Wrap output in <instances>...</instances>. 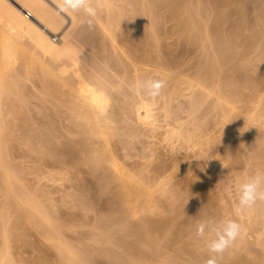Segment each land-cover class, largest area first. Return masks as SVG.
Returning a JSON list of instances; mask_svg holds the SVG:
<instances>
[{
    "label": "rangeland",
    "instance_id": "rangeland-1",
    "mask_svg": "<svg viewBox=\"0 0 264 264\" xmlns=\"http://www.w3.org/2000/svg\"><path fill=\"white\" fill-rule=\"evenodd\" d=\"M241 1H243V0H241ZM248 1L249 0H247V2L245 1L246 4H248V3L250 4L251 0H250V2H248ZM110 2L112 3L111 0H110ZM114 2H115L114 4L118 3L117 0L116 1L114 0ZM202 2L204 3V6L207 8L206 14L208 17L205 16L206 17L205 20L203 19V21L201 22V27L199 28L201 35L203 33L202 30H204V27H205L204 31L206 32V26H205L206 20L209 21V19L210 20L215 19L217 14L219 12H221L220 8L219 9L217 8V10L219 12L216 10H215L216 13L213 12V9H212V6H213L212 2L213 1L212 0H202ZM254 2H255V4L257 3L256 1H254ZM254 2H252V3L254 4ZM253 4H251V5H253ZM102 5L104 6V8ZM102 5H101L102 6L101 8L105 9L106 8L105 5L104 4H102ZM118 5H119V3H118ZM248 5H245L246 8H244V11H246V12H245V14H243L244 16H242V14H240L239 12L238 13L236 12V13L232 14V16L234 15L233 17H235V19H233V17H231V15L229 17L232 18L231 20H233V22L236 21V23H239L238 21H240L242 35L245 32V34H244L245 37H247L248 39H250V37H251L250 40L252 41V46L249 49V51L253 52V53L251 54L249 51H248V53L251 54L252 57L251 58L247 57L248 60H242V59L238 60L241 62L246 61L249 63V59L251 60L253 58L254 60H256L255 57L259 56L262 53V49H263V45H264V41H263V39H264V28H263L264 23L261 21L259 23H257L259 21V19H257V17L253 18V16L259 15L256 5H254L255 7L253 6L255 12H253V10H252V12L255 15H253L252 12L250 15L255 20V23H250L251 22L250 20L252 18H249L250 12L247 11V9L250 10L251 8L253 9V7L249 5L251 7L249 9ZM118 7H120V6H118ZM118 7H116V9ZM241 7L243 8L244 5L242 4ZM247 12H248V14H247ZM213 13H215V14H213ZM168 14L166 13V18H165V14H164L163 18H165V19L161 18V21H159L160 25H158V26H160V28H158V27L157 28L160 30L155 28V30L153 31V33L151 34L150 37L146 36L148 39L147 45H145V42L140 43L138 41V38H136V37H138L136 35L137 32H136V34H135V31L133 32V34H131V33L128 34L126 32H123V31H125V29H123V28H126L127 31L130 28V27L129 28L125 27L129 22L128 20H130L129 24L132 22L134 24V21L136 20L137 22H139L141 24V27H142V24L145 22L144 18L139 13L135 14V17H133L134 15L132 16L131 13H129V15L126 14V16H127L126 18L129 17V19H127V21L125 22L126 25L123 22V23H121V26H117V27H121L120 29H122V31L119 30V28L118 29L116 28V30L114 31L115 33L117 30L119 32L121 31L120 34L122 33L121 37L123 40L121 39V37H119V38L122 40L123 44H120L122 42H116L115 43L116 46H115L112 43L114 45L113 46L114 48H118V46L120 45L121 46V47L119 46L120 49L118 48L117 50L119 52L123 51V54H122V52L119 54V52L116 51V49H114L115 51L112 50L113 51L112 52L111 49L107 50L108 49L107 48L106 49L107 53H109L111 51L110 53L112 54V57L110 54L108 57V55H106L107 54L106 51L104 52V50H105V48H104V50L101 49L102 51H100V52H103L104 57L102 59L101 58L102 53L99 56L98 55L96 56V54L95 55L92 54L94 52V49H97V47H93L94 48V49L92 48L93 52H91V51L89 52L90 49L87 50L86 48H89L90 46L86 45L87 47H85V45L81 44V48L83 46V49L86 51V53L88 51L89 53L92 54V56L90 54H89L90 56H88V55L87 56L91 57V59L95 60L93 62H96V60H97L99 64L104 66V69L107 68L106 69L107 71L104 70V71H106L105 72L106 77L109 76V77H107V79H109V78L111 79V76H114L115 71H119V69L122 71L121 72V73H123L122 75H124L125 73L126 74L121 77V73H119L120 72L119 71L118 75L116 73L115 76H117V77H115V78L122 79L123 81H124V77L126 75L130 76V78H131V79L129 78L130 79L129 83H128V81L122 82V80L120 82L119 79L118 80L116 79L117 82L121 83V85L123 84L124 87L128 86L127 87L128 89L125 88L124 90L122 89L124 87L119 85V83H116V80H115V82H113L119 86L117 87L115 85L118 88V90H116V88L113 87V88H115L116 91L112 89L113 91H111V93H112V96H114L115 92H117V95L119 94V97L117 95L115 97L117 98L116 100H118V98H119V101L118 102L115 100L113 101L112 100L113 97H111L112 99L110 100V103H112V104H111V107L110 106L108 107V109H107L108 112L105 111L106 113L105 112L98 113V115H95L98 118H96L94 116V114L90 113L91 115H93V117H95L94 118L95 120L99 119V122L98 121L97 122H98V124H102L101 125L102 127L98 124L97 125L100 127V129L97 125H95L96 124L95 120L92 121V118L89 119L86 116L88 118V120H87V118L85 117L86 112L84 113L81 111V110H83L82 109L83 107L81 108L79 106V102L77 101L78 99L76 97H74V98H76L75 100L78 103L75 102V100H73L74 98L72 99L71 95H70L71 96L70 100H68L69 95L67 96V94L64 95V92L63 93L59 92L60 87H61V85L59 83H58V85L57 84L53 85V88L56 87V88H59V90L54 88V90H57V91H54V90L52 91V92H55V94L58 97L54 93L49 91L51 88L48 89V91H47L46 88H49L52 85L47 84V81H46V85H47L46 86L44 81L43 82L40 81L41 79H44V78H42V74H43L42 68L43 67H41V69H42L41 70L39 65L36 63L40 69L39 71H42V74L39 71L36 72L38 74H41L40 79H37L40 76L37 78L35 77V74H36L35 72H34V74L32 73V77L34 75V79H32V77H30L31 74H29V72L33 71V69L36 68L37 66L33 65L34 66V68H33V67H29L28 65H27L28 66L27 67L25 64H23V62H26L28 64L29 59L31 60V57L28 59V61L24 60L22 58L24 55V52H25L24 50L28 49V47L25 46L23 49L20 48L19 49L20 54L17 55L18 58H15L14 61L11 63V64H13V66L11 67V65H10L11 69L9 67L10 70L8 68H7L8 71L6 70L8 72L7 74H11V75L13 74L12 79L10 80L11 76L9 77V75H8V78L3 76V75H6V72L3 71V69H0L2 76L5 77V79H7L8 82L10 81V83H11L13 80H15L14 82H12L13 85L9 84L10 87L11 86H12V88H13V86L15 87V88H13L14 90H12L11 88H7V89H4L5 93H3V91L0 92L1 94L3 93V95H5V94L8 95V97L5 96V98H4L5 100L7 98L6 101L3 100L2 96H1L2 98L0 97V99L2 100V101L0 100V104L2 105L4 103L2 106H0V111L2 109V111L0 112V120H1L0 123L1 122L2 123L0 125H2L1 127L3 129H6V131L4 130V133L5 132L7 133V131L9 130V132H8L9 136H8V133H7V135L3 134L4 136H6L7 139L6 138H4V139L7 140V143H8L7 144L8 147L6 146L7 147L6 159L7 160L9 159V160L8 161L5 160V161L10 163V165H12V163H13V165L9 166V167L12 168L14 166V168H13L14 172L16 171V173H17L16 176L18 175L17 178L19 179L21 177V181H20V179H19V181L23 184V188L30 194V196L35 197V199L37 198L40 201L39 202L37 200L41 204V206L42 205L48 206V208L53 212V214L50 213V214H52V218H53V216L56 217V219L53 218L54 220H57V222L60 220L59 224H61L60 227H62L61 229L63 230V235H62V236H64L63 239L64 240L66 239L67 244L69 243L68 244L69 247L72 246L73 249L75 248L78 250V251L75 250V252H74V250H72L75 254L77 252H79V254L77 253L78 256L80 254L82 256L85 253V256L87 254L89 259H90V255H92L93 257H95V255H96L95 259H97V257L102 252L101 250L103 249L104 251H106V252H103L104 254H106L108 251H110L109 247L111 248V251L113 249H115L114 250L115 253L119 252L120 254H123V255L130 254L128 252L129 251L131 252L130 249H132V247H133L131 245H133V243L136 244L137 243L136 241L140 240V239L135 240L134 239L135 235L137 236V234H139V235H141V238H142L148 233L146 231L152 230L153 225H151L152 226L151 229L147 228V227H148V225L150 226L151 223H149V221H151V217H153L154 220H156V218H159L157 222H159L160 218H162V220H165V223H164L165 226L163 228H161L162 230L159 228H157V230L159 229V231L153 230V232H155V233L156 232L160 233V234H158V233L155 234L156 238H154V243H152L154 233L151 234L152 233L151 231H150L151 233H148V235L150 234V236L148 237L149 239L147 237H144L145 239L147 238L148 239L147 241L150 242L149 247L150 246L152 247V245L154 244L153 245L154 248H151L153 250L150 249L151 253L148 252L149 255H146L147 258H146V256H145V258H142V257H144L142 255L144 253H141V252H140V254L137 253L136 256H134L135 254H133L132 256L129 255V256H131L130 258L126 255L125 258L127 257L130 260L134 256V258H136V259L132 258V260H134V262L136 261L135 264H205L206 260L209 259V253H208V250L206 247V241L204 239L197 237V235H196V228H197L198 222H200L202 220H208V219H213L216 221H221V220H225V219H233V220H236L241 225V227H242L241 235L235 241V243L221 257L218 258V264H264V219H262V217L264 218V211L260 210L261 211V214H260L259 210L254 209L252 207L251 209H248L245 213H243L239 216H237L235 214V211H234V207H235L237 200H238L239 186L243 182H245V180H247L249 177L255 176L257 173H264V166H263L264 165V162H263L264 159H262L263 157L261 158L258 155L254 154L255 159L253 158L254 159V161H253L252 157L249 156V153H247V155L243 153L244 151L241 150L243 148L240 147V146H243V144L241 145V143L239 142L240 143V145H239V143H238L239 139H237L239 137V135H237L238 137L236 135H233L234 128L239 126V125L237 126V123L238 122H239L238 124L241 123L240 118H242L241 117L242 115H240V117L238 116L239 117L238 118L237 114H236V116H235L236 118H235L233 113H231L230 111H228L229 115H227L226 113H227L228 109H226V107H225L227 105H229V107H231L230 104H227L229 102H226V100H225L226 96H229L228 90H227V92H225V88L228 89V85H229V84L225 83V82H228V81H225V79L226 80H229V79L232 80V78L236 77L235 79H233V81H235L234 86L236 87L240 84H242V86H245L242 88L243 91L245 90L244 92L242 90H238L239 92L241 91L240 93H242L243 95L242 94L239 95L240 93H238V91L236 92V97H237V100L239 101V103H238V105H239L241 103L240 96L243 97L244 95H247V96L250 95L249 98L246 96V98H248L247 101H249L250 98H252V99L258 98V97L257 98H255V97L257 96L256 93L261 88L259 86L261 85L260 84L261 79L264 77V76L262 77V75H264V73H263L264 70L262 71V69H264V66H262L260 63L257 62L258 64H260V65H258L255 62V64L257 65L256 66L255 64H253L254 63L253 59H252L253 62L251 61L250 64L252 63L251 65H253V66L255 65L254 68L251 65H250L251 66L250 67L249 64L245 65L246 62L241 64L238 61L236 62L235 59H234V61L236 63L232 60L233 64L230 65L232 68L235 67L237 65V63H239L238 68L240 66L241 67L246 66V67H244L246 70L243 68L242 69L245 70L246 73L248 72V74H249L248 76H251V77H247L245 79V81L239 77L241 79L240 82H242V83H238V81H237L238 76H235V75L231 76L230 75V73H233L231 71L229 72L230 76L226 77V75H225L226 72L224 70H226L228 68H226V67L223 68V66H225L224 64H222L223 66L219 65L217 70H216L217 67H215L214 74L215 73H217V74L221 73L222 69H224L223 70L224 73L223 72L221 73L222 75L223 74L225 75L222 77L224 79V80L222 79L223 83L220 80L219 81L220 83L218 84V86L222 84L224 87L223 88L221 85L222 89H224V90H222V92H223V96H225V97H223L225 101L221 100V99L219 100L218 98H216L217 96L216 97L213 96L215 94H213V93L211 94V93L207 92V94L205 96V98H206L205 100H203V101L200 100L202 102L197 101V104H198V107H197V104H195V102H194V100H197V98H194L195 94H193V93L196 92L197 90H201L204 88H202V85L199 84L197 82V80L193 79V81H192V78H194V76H195L192 74H196L198 72V70L197 71H193V70L199 69V68L200 69L201 68L210 69V67H211L210 63L215 62L218 59L219 54L214 49L215 48L214 45H212L213 44L212 38L209 37L208 35H207L208 36L207 37L206 34L204 35L205 32L203 33L202 37L203 36L207 37L208 40L206 38H205V40H203L204 38H202L203 42L200 41L205 45H203L202 43L200 44V42L196 45H193L190 42L188 43L187 42L188 32L185 31L184 33H182L184 31V29L182 28L181 23L179 22V18H177V19L175 18L178 16L174 17V16H170ZM210 14H211V16H210ZM237 14L241 15V16H238ZM130 15L134 18V20L131 18ZM91 16L93 17V15H91ZM101 16L106 17V19H108V16H105L103 13H101ZM86 19L81 18L78 22L79 24L73 25L75 27H73L74 29L71 28V30L73 31L72 33L78 35V37H79L80 36L78 34V32L80 33L79 29L82 30L81 28H83V27L85 29L89 28L88 27L89 24H87V27H85L86 21H87ZM102 19H103V21L105 20V18H102ZM175 19H176V21H175ZM246 19H248V21ZM94 20L97 23L99 22L98 19L96 18V16L93 17V21ZM159 20H160V18H159ZM165 20H167V21H165ZM212 20H211V22H212ZM254 20H253V22H254ZM95 21L93 23H95ZM81 22L85 26L84 25L82 26V24L80 25ZM107 22H108V26H110L111 23L109 21H107ZM117 22H118V20H117ZM246 22H247V24L250 23V27H249V25L247 27V24H244ZM91 23H92V20H91ZM114 24H115V26L120 25L118 23H114ZM123 24H124V26H123ZM242 24H244L245 26ZM69 25H71L70 18L67 19V22H65V24L63 26L64 30H68L70 28ZM93 25H95V24H93ZM98 25L100 26V23H98ZM229 25H230V23H229ZM128 26H132V25L130 24ZM101 27L102 26H100V28H98V29L96 27L94 29V33H95V31H96V33H98V31H100V29H101V31H103V33L100 31L101 36H102L107 30L105 28L103 29ZM93 28H94V26H93ZM112 28L115 29L113 26H111V29ZM242 28L244 31L242 30ZM171 29H173V30H171ZM175 29H177V30H175ZM181 29H183V31ZM166 30L168 32H166ZM74 31H76L77 33ZM83 31L89 32L88 29L83 30ZM129 31L132 32L131 30H129ZM178 31H180V32H178ZM253 31H255V32H253ZM81 33H82V31H81ZM90 33H91V31H90ZM118 33H117V37H118ZM247 33H249V34H247ZM130 34H131V36H130ZM134 34L136 35L135 38H134V36H135ZM61 35H62L61 33H58L57 35L56 34L53 35L52 36L53 40L58 42L59 41L58 38H60ZM106 35H104L105 39H106ZM123 35L125 36L124 38H123ZM244 36H242L241 38H243ZM97 37H99V36L97 35ZM131 37H133V38H131ZM256 37H257V39H256ZM99 38H100V42H101V37H99ZM119 38H118V41H120ZM130 38L132 40H130ZM241 38L240 37L236 38L238 43L239 42L241 43V40H242ZM74 39H75V41H77L76 43L79 46H80V43L83 42V41H81L82 38L79 39L80 41H78L77 36H76V38L74 36ZM107 39H108V41L111 42V40H109V37H107ZM127 39H129L130 42H128ZM185 40L188 43L187 46H189V47L186 46L187 43L185 42ZM149 41L151 43H153V45H151L149 43ZM204 41H205V43H204ZM206 41H210V43L209 42L207 43ZM106 42H107V40H106ZM106 42H105V44H106ZM129 43H132V44L130 45ZM240 43H239V46L237 49L238 51H241V49L244 48V47H242L243 46L242 44L240 46ZM96 44H100V43H96ZM101 44L99 46H101ZM28 45L30 48V44H28ZM200 46H202L203 52H202ZM122 47H123V49H121ZM165 47H167V48H165ZM185 47H187L188 49ZM1 48H2V46H1V38H0V52L3 53V51H1L2 50ZM31 48H32V46H31ZM168 48H169V51L165 50ZM182 48H184V49H182ZM209 48L211 50H209ZM126 49H128L127 52L125 51ZM147 49H151V50L149 52H147L148 51ZM195 49H197L199 51H197V53H195ZM205 49H207V50H205ZM99 50L100 49L98 48V51ZM190 50H192V51H190ZM166 51H167V55H166ZM186 51H187V54H186ZM28 52L30 53L31 51L28 49V51L26 50L25 53H28ZM100 52H98V54ZM116 52L118 53V54H116L118 59L115 56ZM125 52H126V54H125ZM168 52H170V53L168 54ZM199 52H201V54ZM127 53H129L135 61H142L143 59H145V56L148 53L149 66L147 68H149V69H148L147 74H146V80H149V79H151V80H162L165 82V87L162 89L161 94L159 96L151 97V96L145 94L149 98L150 106L152 108V115L150 116V118L148 117L149 119L146 118V120L145 119L140 120V118L137 117L136 111L135 110H134L135 112L132 111L133 110L132 109L133 108L132 102L134 101L132 98L133 96L130 97L129 91L125 92V90H131V89H129L131 87H133L132 90L135 91L134 90L135 89V87H134L135 86V84H134L135 83V81H134L135 66H134L133 62L130 60V58L128 56H126ZM183 53H185V55H183ZM121 54L123 56H120ZM203 54H204V56H203ZM249 54H247V56ZM2 55L3 54L0 55V59L2 58ZM27 55L25 54L24 56L26 57ZM118 55L122 59L119 58ZM194 55L197 57H195ZM46 56H47V58L49 57L48 55H46ZM124 56H125V58H124ZM95 57L96 58L98 57L99 59H94ZM106 57H107V59H106ZM110 57L113 59H111ZM43 58H45V57H43ZM47 58H45V59H47ZM108 58H110V59H108ZM185 58L190 59L188 61H191L190 62L191 65L185 61L186 60ZM195 58H197V59H195ZM198 58H200L201 61ZM100 59L103 61H100ZM104 59L106 60V62H108V60L109 61L112 60V61L108 62L109 64L106 63V65H105ZM181 59H182V61H180ZM258 59L259 58H257V60ZM49 60H45V61L47 62ZM51 60L54 61V64L56 61V64H57L58 60H54L53 58ZM0 61L2 62V60H0ZM19 61H21V62L23 61L21 64H22V68L24 67V71H26V70L28 71V69L30 70L28 72L26 71L27 74H29V77L26 76L27 75L26 72H24L23 69L21 68ZM53 61H50L49 64H53ZM90 61L92 62V60H90ZM113 61L116 64H114ZM1 62H0V64H1ZM59 62L61 63L62 60L61 61L59 60ZM93 62H92V64L95 67ZM193 62H194V64H193ZM199 62H200V64H198ZM60 63H58L57 65H59ZM120 63L122 64V67H121ZM166 63H168V65ZM234 63H235V66H232V65H234ZM119 64H120V67L119 66L115 67L116 65H119ZM180 64H181V66H180ZM87 65H88V63H87ZM123 65H124V68L126 66V72H125V69L123 68ZM185 65L186 66L188 65L187 69H186ZM193 65H194V67H193ZM18 66L21 68V70L26 75H24L23 72H22L23 74L21 73V70ZM41 66H43V65H41ZM97 66H96V69H99L100 66H98V67ZM127 66H128V69H127ZM184 66H185V69L182 68ZM230 66H229V68H230ZM0 67H2V65H0ZM14 67H15V69H14ZM25 67H27V68L25 69ZM101 67H100V70L102 69ZM141 67H143V66L139 65L140 70L138 72H140V73L142 72ZM189 67H191V68H189ZM195 67H197V68H195ZM89 68L92 69L91 66ZM235 68H237V67H235ZM248 68H249V70H247ZM257 69H259V70H257ZM35 70L36 69H34V71ZM44 70L46 71L47 69H44ZM102 70H101V72H103ZM186 70H188V71H186ZM10 71H12V73H10ZM109 71L111 72V74L113 72V75L109 74L110 73ZM256 72L258 73V76H257ZM1 73H0V76H1ZM106 73H108V74H106ZM19 74L24 75V78L22 75L20 76ZM45 74H46V72H45ZM188 74L191 75L190 78H189ZM260 74H261V79H260ZM49 75L50 74H48V76ZM105 75L103 73V76H105ZM2 76L0 77V79L1 78L3 79ZM18 76L23 78L24 82L21 81V83H25V84H22V86H24V87L19 86V84H20L19 79L20 78H18ZM43 76L45 77V76H47V74L43 75ZM208 77H206V79L203 80V81L208 80V82L205 81L206 84H210V82H212V84H210V85H213V83L214 84L217 83V81H215L213 79H209ZM187 78H189V79H187ZM252 78H254V80H252ZM249 79H251V80H249ZM17 80L19 81V83H17L18 82ZM37 80H39V81H37ZM111 80L113 81L114 77H112ZM190 81L193 83H190ZM252 81L255 82L256 86L254 85V82L251 83ZM41 82H42V84H41ZM126 82H127V85L124 84ZM188 82L190 83V85ZM14 83H17L16 85L18 87ZM194 83H197V84H194ZM130 84H132V85H130ZM191 84H193L195 88ZM226 84H227V86H226ZM0 85H2V84L0 83ZM48 85H50V86H48ZM197 85H198V87H197ZM190 86L193 87L194 90H193V88H189ZM250 86L251 87L255 86V89H258V90L256 91L255 89H252ZM120 87L122 90L119 89ZM145 87L147 88V86H145ZM16 88L18 89L17 92L15 90ZM19 88H23L24 91L26 90V92L27 91L28 92L25 93L24 91L23 92L21 91L22 93H20ZM62 88L64 90H66L65 89L66 87L64 85ZM62 88L60 91H64V90H62ZM238 88H240V86L237 87V89ZM251 89L255 90L256 93L252 92V91H249V92H251L253 94L246 92V91L251 90ZM132 90H131V92H133ZM204 90L207 91L206 89H204ZM8 91H10V92H8ZM13 91H15V93ZM118 91H120V92H118ZM7 92L11 95L10 99H9V94ZM11 92H13V94ZM113 92H114V94H113ZM122 92H124L123 93L124 95L122 94ZM136 93H138V92L135 91L134 94H136ZM262 93L263 92H261V94ZM20 94L22 95L21 99H20V97H21ZM26 94H28V96H26ZM51 94H53L55 96H52ZM210 94L212 96H210ZM59 95L61 98L59 97ZM207 95H208L209 99L207 98ZM251 95H253L255 97H253V96L251 97ZM17 96L19 99L17 98ZM127 96H128V98H127ZM238 96H239V99H238ZM134 97H136V95H134ZM190 97H192V98H190ZM203 97H204V95H203ZM212 97L214 98L213 101H212ZM11 98H12V101L14 100L13 102L11 101V104L13 103L12 104L13 106H11V104L9 103L10 101H8V99L11 100ZM122 98H123V100H125V101H122L123 103L128 102L126 100V98L128 100L130 99L129 102L131 101L132 106L129 105L131 103L127 104V107L125 106L126 105L125 103L123 105V103H121ZM201 99H202V96H201ZM254 99L251 102L249 101L248 104H252V105L255 104L257 101H254ZM18 100H20V102H22L21 100H23L22 103H24V104L20 103V105L23 109L20 108L19 105H17V103L19 104ZM215 100H216V102H215ZM242 100H243V98H242ZM67 101H69L68 104L72 103L70 101H74L75 105L78 104L76 107L79 106V108H81L80 111H79V108L73 107L74 103H72L73 104L72 107L70 104H69V106L66 105ZM220 101H221V106H222L221 108L222 109L218 107V109L216 110V108H217L216 104ZM238 101H235V103ZM15 102H16L17 106L14 105ZM115 102L120 103L119 106L121 107L123 105L125 108L123 106L121 107L122 109L119 108L117 103L114 104ZM193 102H194V104H193ZM209 102L210 103L215 102V104L213 103V105L211 103V105L214 106V108L210 105L208 107ZM244 102H246V100ZM244 102H243V104H244ZM7 103L12 108L11 107L8 108V105H6ZM225 103L227 105H225ZM206 104H207L208 108H206ZM24 105L27 106V108H29V110H27L26 107H24ZM202 105H204V106H202ZM29 106H31L32 108ZM112 106H116V107L114 108ZM199 106H200V108H199ZM239 106L241 107L242 104H240ZM211 107L213 108V111L211 110ZM72 108H74V109L76 108L75 110L78 109V112H81V113L75 115V113L77 111H73L74 109H72ZM109 108L112 110H110ZM126 108H128L129 110ZM227 108H228V106H227ZM10 109H11V111H10ZM24 109H26V111ZM113 109H114V111H113ZM17 110H19V111L16 112ZM224 110H225V115L222 114V113H224ZM220 111L222 113H220ZM216 113L218 114V116ZM81 114H84V115H81ZM90 114L88 113V116H90ZM99 114H101V115L103 114V116H101ZM231 114L233 115L232 117H230ZM240 114H241V112H240ZM238 115H239V113H238ZM99 116H100V118H99ZM104 116H107V117H104ZM224 116H225V118H224ZM102 117H103V119H102ZM218 118H219V120H218ZM86 120H87V122H86ZM89 120L91 122H94L95 124L93 123V125H92V123H90ZM221 120L223 121L222 123H221ZM84 122H85V124H84ZM227 122H228V124H226ZM82 123L84 124L85 127H86V123L88 124L85 129H83L84 127H83ZM233 123H234V125H233ZM3 124L4 125L6 124L5 127ZM218 125H219V127H217ZM227 125H228V128H227ZM199 126H201V127L199 128ZM222 126L224 127V129L227 128V129H225L226 131L223 130ZM7 128H8V130H7ZM91 128H94V129H91ZM81 129L83 131L87 129V130H89V132H87V130L83 132V131H81ZM99 130H101V131H99ZM216 130L218 132L217 134H216V132H214ZM219 130H220V132H219ZM90 131L93 133H90ZM186 131H189L190 133H194L193 131H195L196 134H190L189 132L187 133ZM94 132H97V133H94ZM244 132L245 133L247 132V134L249 135L248 129L246 131L244 129L243 133ZM219 133H221L222 137H219V139H218V136L220 135ZM187 134L188 135L190 134V136L193 135V136H191L192 138L190 139V141H189L190 137L188 138ZM244 134H243V136H244ZM46 135L48 136V138H50V141H48L49 139H47ZM215 135L217 136V138ZM225 135H226V137L229 138V139H227V138H225V139H226V141H228L232 145L231 147H230L229 143L227 144V142L224 141L225 139H223V138L225 137ZM45 136H46L47 140H45ZM243 136H240V137H243ZM186 138H188V139H186ZM221 138H222V141H221ZM233 138H235L237 140V142ZM5 140H4V142H5ZM43 140H45L47 142H45ZM240 140H241V138H240ZM43 143H45V144H43ZM234 143H235V145L233 146ZM236 145H238L240 147V150L242 152L238 149L239 148L238 146H237V149L239 151L236 149ZM51 146H53V147H51ZM69 146H72V147L70 148ZM47 147L50 148L51 150L50 149L48 150ZM90 147H91V149H90ZM52 148H55L56 151L58 150V152H56L55 154H52L51 151L55 150ZM66 148L67 149L70 148L72 152L74 150L73 154H71V152H68L69 149L67 150ZM8 149H10V150L8 151ZM231 149L232 150L236 149L237 153L235 152V150H234V152H232ZM50 152H51V154H50ZM54 152L55 151H53V153ZM239 152H240V154H239ZM68 153H70V154L68 155ZM241 153H243V155H241ZM45 154H46V156H44ZM102 154H103V156H102ZM251 155H252V153H251ZM96 156L97 157L99 156V158H96ZM112 156H114V157H112ZM186 156H188V157H186ZM245 157L249 161L244 159ZM248 157H250V158H248ZM91 158L92 159L94 158L93 159L94 161H97L96 159H98V165H97V162L95 163L93 161V163L96 164L95 167H93L94 164H92ZM100 158H102V159H100ZM109 158H111V159H109ZM183 158H185V159H183ZM63 159H64V162L61 161ZM104 160H106V161H104ZM182 160H183V162H182ZM100 161H101V164L99 163ZM250 161H253V163H255V165H251L253 163H250ZM261 162H262V165H261ZM47 163H48V165H46ZM62 163L64 165H62ZM113 163H115V164H113ZM188 163L191 166H188V170L184 169V168H186L187 165H189ZM55 164H56V167H55ZM165 165H166V167H165ZM184 165H186V166L184 167ZM35 166H36V168H35ZM37 166H39V167H37ZM59 166L62 169H60ZM100 166H102V169H104V171H102L100 169L101 168ZM162 166H163V168H162ZM49 167L51 170L49 169ZM57 167H59V168H57ZM189 167H191V168L189 169ZM17 168H19V169H17ZM53 168H54V172L52 170ZM98 168H99V171L101 170V172H99L100 174L102 172L105 173V170L109 171V169L111 168L112 170H110V173L113 174V172H114V175H116V176L118 175V176L114 177V175H112V177H111L112 179L110 178V180H107V179L106 180H103V179L100 180L98 178ZM55 169L58 170V173ZM96 170H97V172H96L97 177L95 176ZM47 172L50 175V176L48 175L49 178L46 177ZM167 172L169 174H167ZM137 173H138V175H135ZM153 173H155V174H153ZM57 174H59V175H57ZM100 174H99V177H100ZM144 174L146 175L145 177H144ZM148 174L150 175V177ZM156 174H157V177H156ZM119 175L121 176L120 178H119ZM147 175H148V177H147ZM168 175H170V176H168ZM142 176H143V178L146 179L145 182L148 180L145 183V185H147V183H148L149 186L147 185V187H146V186H144V184L142 185V184H140V182H137V179H139V177L142 178ZM154 176H155L156 181L154 180ZM122 178L124 180L123 182H121ZM124 178L127 180L126 185L128 184V186H126V188L123 187L124 185L123 186L121 185L123 183L125 184ZM157 179H159V180H157ZM1 180L2 179L0 176V184H1L0 185V214L5 213V216H0V250H1L0 253H4L3 255H7V254H5L6 250L9 251V254H8L9 256L7 255L8 257L6 256V259L4 258L5 261L7 260L6 261L7 263L4 262V260H3L4 256L0 254V256H3L1 258L2 261L5 264H8L9 260H14V262L12 264H61L63 262V257L61 254L59 255V253H60L59 249L61 246H58L59 245L57 243L58 241L57 240L55 241V239L49 240L51 238L47 239L45 237V235L42 236L43 232H41L40 227H38L37 224H35L36 220L33 223H31L30 221L29 222L25 221V223H24V220H23V222H22L23 224L22 223L20 224L19 221L20 220L22 221L23 216L22 217L19 216L18 213L22 214V208L26 205L22 206V204H21V207H22L21 212L19 209H16L18 204H16L15 201L17 199L14 200L15 196L14 197L13 196H9V197L7 196L8 194H6L7 191L5 192V190H4L5 188H4V183L2 182L3 180L2 181ZM171 180H172V182H171ZM149 181H150V183H149ZM137 183H138V186H140L142 190L139 188V191H138ZM151 183H152V186H151ZM142 186H143V188H142ZM161 186H162V188H161ZM148 187H149L150 192L148 191ZM23 188L21 190H23ZM164 188L168 193L167 192L164 193V191L161 190ZM168 188H170V189H168ZM121 189L124 191L126 190V193L121 191ZM150 189H152V191ZM117 190H118V193L120 190V193H119L120 197H119V195L117 197ZM140 190H141L142 194H139ZM145 191H147V192H145ZM27 192H26V194H27ZM122 193L123 194L125 193L123 195L124 197L123 196L121 197ZM143 193H145V194H143ZM166 194L167 195L169 194V196L167 197ZM171 196H172V198H171ZM10 198H13V199H10ZM168 198L170 199V201ZM11 200L12 201L14 200L13 203L15 202L14 204H16V206L12 203ZM150 200H153L155 202L156 201L159 202L160 206L159 205L157 206L159 209L158 212H157V208H155L157 205L156 204L157 202L152 203V201H150ZM7 201H8V203H7ZM172 201H173V203H172ZM9 202H10V204H9ZM17 202H20V201L17 200ZM20 203H22V202H20ZM86 203H92L93 206L92 205L89 206V204L87 205ZM143 203L144 204L146 203L147 208H148V206L150 207V204H152L150 209L153 208V209H155L156 212L153 209H151V211H150L149 208L146 211L144 209ZM170 203L174 204L176 209ZM7 204H9L11 206H9ZM12 204H13V206H12ZM154 204H155V207H153ZM8 207L9 208L14 207V208L7 210ZM27 208L28 207H26V209ZM48 208L46 207V209H48ZM106 209L108 210V212L105 211ZM54 210H55V212H54ZM262 210H264V209H262ZM56 213H58L59 217L56 216ZM105 214L111 215V217H108V222H106V224L104 222V220L107 221L106 217L104 219V217L101 216V215L105 216ZM258 214H260L262 217ZM36 216L38 218V215L32 216V218L35 217V219H36ZM18 217H19V220H17ZM20 217H21V219H20ZM61 217H62V220H61ZM98 217H99V219H98ZM100 218H101V221L103 218V222H104V223H102L103 225L101 223H99V222H101ZM4 219H5V223L3 221ZM6 219H7V221H6ZM27 220H28V218H27ZM17 221L20 224V225H18V227H19L18 229H17L16 225H15L16 227H14V224ZM40 221L42 222V225H43V221L41 218L37 222H40ZM152 223H153V220H152ZM160 223L161 222H159V224ZM154 225H156V222L154 223ZM40 226H41V224H40ZM145 226L147 229H150V230H146ZM6 227L9 228V232L13 231V232H16V234H14L12 232V235H10V237H9V234L7 235L8 229L5 230ZM134 227H136V228H134ZM16 229L18 231H15ZM135 229H136V231H135ZM131 231L132 232L134 231V232L132 233ZM144 231L146 233L145 235L143 234ZM5 233H6V236H5ZM134 233H135V235H134ZM66 234H67V236H66ZM130 234H132V235H130ZM148 235H146V236H148ZM151 236H152V239L150 240ZM5 237H7V238H5ZM209 238H211V237H209ZM7 239H9V240H7ZM120 239H122L121 241L125 240L124 241L125 242L124 244H126L125 247H128L130 244L131 248L130 249L124 248V244H122L123 242L119 243ZM53 241H55V242H53ZM130 242H132V243H130ZM127 243H128V245H127ZM138 243H140V242H138ZM108 245H109V247H108ZM111 245H112V247H111ZM5 247H7V249ZM56 247H59V248H56ZM106 247L108 250L106 249ZM125 249L129 250V251L127 252ZM81 250H83V251L80 252ZM84 250H85V252H84ZM125 251L127 253L124 254L123 252H125ZM97 253H98V255H97ZM137 255H139V256H137ZM141 255H142V257H141ZM78 256L76 258H79ZM137 257H140L141 259L137 258ZM7 258H9V260ZM85 258H87V257H83V259L81 257V259L83 260L84 263H86L85 261H87V262L89 261L87 259L85 260ZM99 258H101V257H99ZM104 258H107V255ZM75 259L72 261L76 262ZM82 260H80V258H79L78 261L82 262ZM92 261H93V258H92ZM94 261H93V264H95ZM102 261H103V259H102ZM11 262L9 264H11ZM65 262H66V260L64 259V263Z\"/></svg>",
    "mask_w": 264,
    "mask_h": 264
},
{
    "label": "bare ground",
    "instance_id": "bare-ground-1",
    "mask_svg": "<svg viewBox=\"0 0 264 264\" xmlns=\"http://www.w3.org/2000/svg\"><path fill=\"white\" fill-rule=\"evenodd\" d=\"M112 1V3L110 2V0H87V3L92 7V9L94 10V14H93V17H95L96 16V18L98 19V23H100V26H102L101 28H105L107 31V35L104 33L102 36H101V32L103 33V31H101V29H100V31H98V33H96V31H95V33H94V29L97 27V29L98 28H100V26L98 25V23L95 21V23H93L94 21H93V17L91 16V15H88L87 14V12L85 11V10H79V11H74V10H71V9H64V10H61L62 9V6H63V4H64V0H0V38H1V46H2V50L1 51H3V53H1L0 52V55L1 54H3L2 55V58L0 59V60H2V62H1V64L0 65H2V67H0V69H3V71H5L6 72V75H3V76H5V77H7L8 78V75H9V77H10V80L12 79V75L11 74H7L8 72V69H9V67H10V65H11V67L13 66V64H11L13 61H14V59L15 58H18V56L17 55H19L20 54V51H19V49L20 48H24L25 46L26 47H28V49L31 51L30 53L28 52V53H25L26 52V50L28 51V49H26V50H24L25 52H24V55L26 54H28L26 57L23 55V59L24 60H26V61H28V59L31 57V60L29 59V62H28V64L26 63V62H23V64H25L26 66L28 65L29 67H33L34 68V66H37V64L39 65V67H40V69H41V67H43L41 70L43 71V74H42V71H39L40 69H39V67L37 66L36 68H34V69H36L35 71H34V69H33V71H30L29 69H28V71H30L29 72V74H31V76L30 77H32V73L34 74V72L36 73L37 71H39L41 74H42V78H44V79H41L40 81H44V83H45V85H46V81H47V84H50V85H52V86H50V85H48V86H50L49 88H46L47 89V91H48V89H52L53 88V85L55 84H57L58 85V83L61 85V87H60V90H61V88L63 87V85L66 87L65 89L66 90H64L63 88H62V90H64V91H60L59 90V88H56V87H54L55 89H58L59 90V92L61 93H63L64 92V95L65 94H67V96L69 97V99L68 100H70V98H71V96H72V99L74 98V97H76L78 100V102H79V106L83 109V110H81L82 112H86V114H85V117L87 116L89 119H91L92 118V121L93 120H95L94 118L96 117L95 115H98V113H103V112H105V111H107L108 112V107L110 106L111 107V104L112 103H110V100L112 99L111 97H113V101L115 100V101H119V98H118V100H116L117 98L115 97L116 95H117V92H115V95L114 96H112V93H111V91H113V90H115V88H116V90H118V86L119 85H121V83H119V82H117V80L119 79V78H115V77H117V76H115L116 75V73H117V75L119 74V73H121L122 71L119 69V71H115V75L114 76H111V79H112V77H114V80L112 81L110 78L109 79H107V77H109V76H107L106 77V75H105V72L107 71L106 69L107 68H105L104 69V66H102L101 64H99L98 63V61L96 60V62H93V61H95V60H93V59H91V57H88V56H92V54H96V56L98 55H100L101 53H102V55H101V58L103 59V52H100V51H102V50H104V48H105V50H104V52L106 51V53H107V50H109V49H111V51L112 50H114V49H116V51H118L117 49L119 48V46H118V48H114L113 46L115 45V43L116 42H122V37H121V34H120V32L122 31V29H120L121 27H117V26H121V23H123L124 22V24L126 25V21H127V19H129V17L128 18H126L127 16H126V14L127 15H129V13H131V15L133 16V17H135V14H140L143 18H144V23L142 24V27H141V24L139 23V22H137L136 20L134 21V24H133V22L132 23H130L132 26H128V25H130L129 24V22H130V20H128L129 22H128V24L125 26V27H127V28H129L128 29V31L129 30H131L132 32H128L127 30H126V28H123V29H125V31H123V32H126V33H131V34H133V32L135 31V34H136V32H137V36L138 37H136V35L134 36V38L136 37V38H138V41L140 42V43H144L145 42V45H147L148 44V39H147V37L146 36H148V37H150L151 36V34L153 33V31L155 30V28H160V26H158V25H160L159 24V21H161V18L162 19H165L166 18V13L168 14V15H170V16H178V17H175L176 19L177 18H179V22L181 23V26H182V28L184 29V31H183V29H181L183 32L182 33H184L185 31H187L188 32V36H187V42L189 43H191V44H193V45H196V44H198L200 41H202V38H204L203 40H205V38L208 40V36L209 37H211L212 38V45H214V49L216 50V52L219 54V57H218V59L215 61V62H212V63H210V69H203V68H199L198 66V68L200 69H194L193 71H197L198 70V72L196 73V74H192V75H195L194 76V78H192V81H193V79H195V80H197V82L199 83V84H201L202 85V88H204V89H206L207 91H205L204 89H201V90H197L196 92H192L193 94H195V96H194V98H197V100H194V102H195V104H197V101H199V102H202L203 100H205L206 98H205V96H206V94H207V92H209V93H213V94H215V95H213V96H217L216 98H218L219 100L221 99V100H224V98L223 97H225V96H223V92H222V90H224V89H222V87H223V85H222V87H221V85H219L218 86V84L220 83L219 81L221 80L222 81V83H223V76H225L226 75V77L227 76H233V75H235V76H238L237 78H238V83H242V82H240L241 81V79H243L244 81H245V79L247 78V77H251V76H248L249 74H248V72L246 73V69L244 68V67H246V66H244V67H239L238 68V64L239 63H237V65L235 66V63L238 61V60H248L247 59V57H252L251 56V54L253 53V52H250L249 51V49L251 48V46H252V41L250 40L251 39V37H250V39H248L247 37H245L244 36V34H245V32L243 33V35H242V33H241V25H240V21H238L239 23H236V21H234L233 22V20H231L232 18L231 17H233L232 16V14L233 13H240V14H242V16H244L243 14H245V12L246 11H244V8H246L245 7V5H248V4H246V2H247V0H243V1H241V0H212L213 2H212V9H213V12H215L216 13V11H218L217 10V8L219 9H221L220 11L221 12H217L218 14H217V16L215 17V19H211L212 20V22H211V20L209 19V21H207L206 20V32L204 31L205 30V27H204V30H202L203 31V33H204V35L206 34V36L207 37H202V35H203V33H202V35H201V33H200V31H199V28L201 27V22L203 21V19L205 20V18L206 17H208L207 16V8L204 6V3L202 2V0H117V2L119 3V5H118V3L117 4H114L115 2H114V0H111ZM116 1V0H115ZM254 1H256L257 3L255 4V2ZM248 2H250V0L248 1ZM252 2H254V4L252 3ZM102 4H104L105 5V9H102L101 7L103 6ZM113 4V5H112ZM243 4L244 5V7L242 8L241 7V5ZM251 4H253V5H251ZM102 5V6H101ZM254 6V5H256L257 6V9H258V13H259V15H257V16H253V15H255L253 12H255L254 11V7H253V9L250 7V6ZM248 6H249V9L251 10H248L247 9V11H249L250 13H249V16L251 15V12H252V10H253V12H252V16H253V18H255V17H257V19H259V21L257 22V23H259L260 21L261 22H263L264 23V0H251V2H250V4H249ZM118 7V6H120V7H118L117 9H116V7ZM222 7V8H221ZM103 8H104V6H103ZM248 8V7H247ZM216 10V11H215ZM29 13H28V12ZM133 12V13H132ZM212 12V11H211ZM101 13H103L105 16H108V19H106V17H102L101 16ZM215 13H213V14H215ZM164 14H165V18H163V16H164ZM247 14H248V12H247ZM88 15V16H87ZM130 15V16H131ZM209 15V14H208ZM231 15V17H229ZM238 15V14H237ZM87 16V17H86ZM90 16V17H89ZM131 16V18L134 20V18ZM206 16V17H205ZM210 16H211V14H210ZM238 16H241V15H238ZM237 16V17H238ZM248 16V17H249ZM85 17V18H84ZM92 17V18H91ZM236 17V18H237ZM247 17V16H246ZM70 18V21H71V25H69V29L68 30H64V28H63V26H64V24H65V22H67V19H69ZM86 19L87 21H86V26L81 22L80 23V25L82 24V26L84 25L85 27H87V24H89V23H87L89 20H92V23H91V25H88V27L89 28H86V29H88V31L89 32H85V31H83V30H86L84 27L83 28H81L82 30H80L79 28L81 27H79L78 29H79V31H80V33L78 32V34L80 35L79 37H78V35H76V34H74V33H72L73 31L71 30V28H73V27H75V26H73V25H75V24H79L78 22H79V20L80 19ZM91 18V19H90ZM102 18H105V20L103 21V19ZM125 18V19H124ZM159 18H160V20H159ZM171 18V17H170ZM241 18V17H240ZM249 18H252L251 16L249 17ZM252 18V19H253ZM89 19V20H88ZM131 19V20H132ZM176 19H175V21H176ZM230 19V20H229ZM233 19H235V17H233ZM238 19V18H237ZM245 19V18H244ZM250 20L251 22L250 23H255V20H254V22H253V20ZM256 19V20H257ZM117 20H118V22H117ZM132 20V21H133ZM239 20V19H238ZM247 21H248V19H246ZM245 20V21H246ZM82 21V20H81ZM85 21V20H84ZM106 21V22H105ZM107 21H109L111 24H110V26H108V22ZM122 21V22H121ZM163 21V20H162ZM165 21H167V20H165ZM174 22V21H173ZM85 23V22H84ZM114 23H118V24H120V25H116L115 26V24ZM163 23V22H162ZM166 23V22H165ZM169 23V22H168ZM204 23V22H203ZM210 23V24H209ZM229 23H230V25H229ZM249 23V22H248ZM250 23L249 24H247V22L246 23H244V24H247V27H248V25H249V27H250ZM93 24H95V25H93ZM97 24V25H96ZM114 24V25H113ZM124 24H123V26H124ZM167 24V23H166ZM172 24V23H171ZM229 26H228V25ZM244 24H242V25H244ZM165 25V24H164ZM179 25V24H178ZM256 25V24H255ZM77 26V25H76ZM92 26V27H91ZM93 26H94V28H93ZM99 26V27H98ZM111 26H113L115 29H111ZM162 26V25H161ZM168 26V25H167ZM176 26V25H175ZM245 26V25H244ZM243 26V27H244ZM66 27V26H65ZM174 27V26H173ZM178 27V26H177ZM253 27V26H252ZM77 28V27H76ZM116 28L118 29L119 28V30H121L119 33L116 31V33L114 32L115 30H116ZM157 28V29H158ZM170 28V27H169ZM246 28V27H245ZM264 28V27H263ZM74 29V28H73ZM90 29V30H89ZM165 29V28H164ZM252 29V28H251ZM93 30V31H92ZM158 30H160V29H158ZM162 30V29H161ZM168 30V29H167ZM166 30V32H168ZM171 30H173V29H171ZM175 30H177V29H175ZM242 30H243V28H242ZM246 30V29H245ZM250 30V29H249ZM78 31V30H77ZM81 31H82V33H81ZM90 31H91V33H90ZM244 31V30H243ZM74 32H76V31H74ZM162 32V31H161ZM165 32V33H166ZM176 32V31H175ZM178 32H180V31H178ZM253 32H255V31H253ZM58 33H61L62 35H61V37L60 38H58L59 39V41L58 42H56L55 40H53V35H57ZM77 33V32H76ZM117 33H118V37H117ZM164 33V34H165ZM250 33V32H249ZM249 33H247V34H249ZM260 33V32H259ZM74 34V35H73ZM99 36V37H101V42H100V38L99 37H97V35ZM131 34H130V36H131ZM169 34V33H168ZM187 34V33H186ZM104 35H106V39L104 38ZM120 35V36H119ZM127 35V34H126ZM159 35V34H158ZM167 35V34H166ZM244 36L243 38H241L242 36ZM254 35V34H253ZM74 36H75V38H76V36H77V38H78V41H80L79 39H81V41H83L82 43H80V46L79 45H77V41H75V39H74ZM186 36V35H185ZM240 37L242 40H241V43H240V46H241V44L243 45L242 47H244V48H242L241 49V51H238L237 49H238V46H239V43L237 42V40H236V38H238V37ZM107 37H109V40H111V42L110 41H108V39H107ZM119 37H121V39L119 38ZM125 36L123 35V38H124ZM184 37V36H183ZM118 38L120 39V41H118ZM131 38H133V37H131ZM130 38V40H132ZM185 38V37H184ZM210 38V39H211ZM254 39V38H253ZM256 39H257V37H256ZM28 42H27V41ZM106 40H107V42H106ZM114 42H113V41ZM128 40V42H130L129 41V39H127ZM134 40V39H133ZM136 40V39H135ZM106 42V44H105V42ZM263 41H264V39H263ZM133 42V41H132ZM185 42H186V40H185ZM186 42V43H187ZM203 42V41H202ZM202 42H200V44L202 43ZM207 43L209 42L210 43V41H206ZM96 43H102L101 44V46H99L100 44H96ZM112 45H111V44ZM126 43V42H125ZM136 43V42H135ZM149 43L151 44V45H153V43H151L150 41H149ZM185 43V44H186ZM188 43L186 44V46L188 45ZM204 43H205V41H204ZM206 43V44H207ZM259 43V42H258ZM28 44H30V48H29V45ZM79 44V43H78ZM81 44L82 45H85V47H87L88 45L90 46L89 48H86L87 50L88 49H90L89 50V52L91 51V52H93L92 50L94 49L93 47H97V49H94V52L91 54V53H89L88 51H87V53H86V51L83 49V46H82V48H81ZM120 44H123V42L122 43H120ZM127 44V43H126ZM130 45L132 44V43H129ZM184 44V45H185ZM199 44V45H200ZM203 44V43H202ZM261 44V43H260ZM28 45V46H27ZM87 45V46H86ZM104 45V46H103ZM129 45V46H130ZM181 45V44H180ZM183 45V46H184ZM203 45H205V44H203ZM208 45V44H207ZM210 45V44H209ZM31 46H32V48H31ZM116 46V45H115ZM123 46V45H122ZM128 46V45H127ZM121 47V46H120ZM125 47V46H124ZM168 47V46H167ZM167 47H165V48H167ZM187 47H189V46H187ZM187 47H185V48H187ZM201 47V50L203 49L202 48V46H200ZM213 47V46H212ZM93 48V49H92ZM98 48L100 49L99 51H98ZM108 48V49H107ZM127 48V47H126ZM129 48V47H128ZM207 48V47H206ZM102 49V50H101ZM107 49V50H106ZM120 49V48H119ZM121 49H123V47L121 48ZM156 49V48H155ZM182 49H184V48H182ZM188 49V48H187ZM186 49V50H187ZM200 49V48H199ZM213 49V48H212ZM97 50V51H96ZM127 50L128 49H126L125 51L127 52ZM148 51L147 52H149L151 49H147ZM153 50V49H152ZM165 50H168L169 51V48L168 49H165ZM193 50V49H192ZM192 50H190V51H192ZM205 50H207V49H205ZM209 50H211L210 48H209ZM252 50V49H251ZM110 51V52H111ZM115 51V50H114ZM182 51V50H181ZM189 51V50H188ZM197 51H199V50H197V49H195V53H197ZM248 51L251 53V54H249L248 53ZM97 52V53H96ZM98 52H100L99 54H98ZM105 53L106 55H108V57H109V54L111 55V57H112V54L111 53ZM113 52V51H112ZM119 52V51H118ZM122 52V54H123V51H121ZM121 52H119V54L121 53ZM126 52H125V54H126ZM165 52V51H164ZM202 52H203V50H202ZM261 52V51H260ZM170 52H168V54H169ZM190 53V52H189ZM188 53V54H189ZM200 54H201V52H199ZM198 53V54H199ZM39 54V55H38ZM90 54V55H89ZM116 54H118L117 52L115 53V56H116V58H117V55ZM120 55V56H123V55ZM186 54H187V51H186ZM194 54V53H193ZM247 54H249L248 56H247ZM44 55V56H43ZM46 55H48L51 59L53 58L54 60H58L57 61V64L58 63H60L59 62V60L61 61L62 60V62L59 64V65H57L56 64V61H55V64H54V61L53 60H51L49 57L47 58V56ZM88 55V56H87ZM166 55H167V51H166ZM183 55H185V53H183ZM190 55V54H189ZM259 55V54H258ZM17 56V57H16ZM126 56H128L129 58H130V60L133 62V64H134V66H135V69H134V71H135V73H134V81H135V91H137L138 93H136V94H134L135 93V91H133L132 90V88L133 87H131V88H129V89H131L133 92H131V90H125V92L126 91H129V95H130V97H132L133 98V106H132V103H131V101L129 102V100L127 99L128 98V96H127V98H126V100L128 101H126L127 103H125L126 105V107H127V104H129V103H131V104H129L130 106H132L133 108V110L132 111H136V114H137V117H139L140 118V120L142 119V120H146V118L147 119H149L150 118V116L152 115V108H151V106H150V101H149V98L145 95V93H143V92H140V91H138L137 90V88H136V85H137V82H139V81H143V80H146V74H147V71H148V69L149 68H147L148 66H149V59H148V53L146 54V56H145V59H143L142 61H135L134 59H133V57L129 54V53H127V55ZM171 56V55H170ZM195 56V55H194ZM199 56V55H198ZM203 56H204V54H203ZM202 56V57H203ZM25 57V58H24ZM43 57H45V58H47V59H45V58H43ZM110 57V58H111ZM114 57V56H113ZM118 57H119V55H118ZM169 57V56H168ZM182 57V56H181ZM187 57V56H186ZM191 57V56H190ZM193 57V56H192ZM195 57H197V56H195ZM200 57V56H199ZM255 57V56H254ZM42 58V59H41ZM88 58V59H87ZM110 58H108V59H110ZM119 58H121V57H119ZM124 58H125V56H124ZM160 58V57H159ZM171 58V57H170ZM183 58V57H182ZM257 58H259L258 60H257ZM50 59V60H49ZM94 59H99L98 57L96 58H94ZM106 59H107V57H106ZM111 59H113V58H111ZM118 59V58H117ZM122 59V58H121ZM172 59V58H171ZM184 59V58H183ZM186 59V58H185ZM195 59H197V58H195ZM198 59H200V58H198ZM234 59H235V61H234ZM253 59V58H252ZM252 59L250 60L249 59V63L248 62H244V61H238V62H240L241 64L242 63H245V65H248L249 64V66L252 64H250V62L252 61ZM255 59L256 60H254L253 59V61H254V63L253 64H255V62H256V64H258V63H260L262 66H264V45H263V49H262V53L259 55V56H256L255 57ZM20 60V59H19ZM45 60H49V61H45ZM90 60H92V62L94 63V65H95V67L93 66V64H92V62L89 61ZM105 60V59H104ZM170 60V59H169ZM176 60V59H175ZM188 60H190V59H186L185 61L186 62H188L189 64H190V62L191 61H188ZM235 62L234 63V65H232V66H235V67H237V68H235V67H231L230 65L231 64H233L232 62L233 61ZM16 61V60H15ZM50 61H53V64H49L50 63ZM100 61H103V60H101L100 59ZM112 61V60H111ZM111 61H109L108 60V62H111ZM121 61V60H120ZM180 61H182V59L180 60ZM200 61H201V59H200ZM252 61V62H253ZM17 62V61H16ZM21 61H19V63H20V65H21V68H22V63ZM105 63V65H106V63H108V62H106V60L104 61ZM114 62V61H113ZM117 62V61H116ZM258 62V63H257ZM15 63V62H14ZM37 63V64H36ZM41 65H43V66H41ZM52 63V62H51ZM86 63V64H85ZM87 63H88V65H87ZM96 63V64H95ZM119 63V62H118ZM124 63V62H123ZM164 63V62H163ZM109 64V63H108ZM114 64H116L115 62H114ZM113 64V65H114ZM121 64V63H120ZM120 64L119 65H116L115 67H117V66H119L120 67ZM167 65H168V63H166ZM170 64V63H169ZM182 64V63H181ZM181 64H180V66H181ZM188 64V65H189ZM193 64H194V62H193ZM198 64H200V62L198 63ZM222 64H224L225 66H223ZM240 64V65H241ZM255 64V65H256ZM260 64H258V65H260ZM18 65V64H17ZM16 65V66H17ZM32 65V66H31ZM34 65V66H33ZM54 65V66H53ZM100 66L102 69V71L103 72H101V70H100V67H99V69H96V66ZM139 65H141V66H143V67H141V70H142V72L140 73V72H138L140 69H139ZM165 65V64H164ZM187 65V66H188ZM191 65V64H190ZM223 66V68H228V69H226V70H224V69H222V71H221V73L223 72L224 73V71L226 72L225 73V75L223 74H221V73H215L214 74V70H215V67H217L216 68V70L218 69V66ZM244 65V64H243ZM242 65V66H243ZM254 65V66H255ZM15 66V65H14ZM24 66V65H23ZM27 66V67H28ZM47 68H46V67ZM57 66V67H56ZM92 67V69H90L89 67ZM97 66V67H98ZM186 66V65H185ZM185 66L184 67H182V68H184L185 69ZM187 66H186V69H187ZM200 66V65H199ZM229 66H230V68H229ZM251 66H253V65H251ZM250 66V67H251ZM254 66H253V68H254ZM257 66V65H256ZM11 67H10V69H11ZM19 67V66H18ZM27 67H25V69L27 68ZM110 67V66H109ZM118 67V68H119ZM121 67H122V64H121ZM193 67H194V65H193ZM197 67H195V68H197ZM249 67V68H250ZM259 67V66H258ZM8 68V69H7ZM20 68V67H19ZM18 68V69H19ZM21 68H20V70H21ZM123 68H124V65H123ZM122 68V69H123ZM181 68V69H182ZM189 68H191V67H189ZM235 68V69H234ZM245 69V70H243V69ZM249 68L247 69V70H249ZM261 68V67H260ZM259 68V69H260ZM9 69V70H10ZM14 69H15V67H14ZM23 69V71H24V67L22 68ZM44 69H47L46 71L44 70ZM49 69V70H48ZM125 72H126V66H125ZM123 69V70H124ZM127 69H128V66H127ZM183 69V70H184ZM259 69H257V70H259ZM7 70V71H6ZM104 70H106V71H104ZM117 70V69H116ZM189 70V69H188ZM188 70H186V71H188ZM224 70V71H223ZM264 69H262V71H263ZM13 71V70H12ZM12 71H10V73H12ZM22 70H21V73L23 72ZM27 71V70H26ZM26 71H24V72H26ZM27 71V72H28ZM111 71V70H110ZM109 71V72H110ZM182 71V70H181ZM233 72V73H230V75H229V72ZM256 71V70H255ZM261 71V70H260ZM259 71V72H260ZM261 71V72H262ZM19 72V71H18ZM23 72V73H24ZM27 72H26V74H27ZM45 72H46V74H47V76H43V75H46L45 74ZM119 72V73H118ZM219 72V71H218ZM0 73H1V70H0ZM22 73V74H23ZM103 73H104V75L105 76H103ZM185 73V72H184ZM257 73V72H256ZM264 73V72H263ZM262 73V74H263ZM4 74V73H3ZM18 74V73H17ZM16 74V75H17ZM21 74V75H22ZM25 73H24V75H26ZM29 74H27L26 76H28L29 77ZM41 74H38V73H36L35 74V77L37 78V77H39V78H37V79H40L41 78ZM48 74H50L49 76H48ZM106 74H108V73H106ZM109 74H111V72L109 73ZM123 73H121V77L122 76H124V75H122ZM217 74V75H216ZM20 75V74H19ZM20 75V76H21ZM24 75H22L23 76V78H24ZM53 75V76H52ZM111 75H113V72H112V74ZM207 75V76H206ZM1 76H2V73H1ZM0 76V77H1ZM2 76V77H3ZM20 76H18V78H20L19 79V81H20V84H19V86L20 87H24V86H22V84H25V83H21V81H23V78H21ZM51 76V77H50ZM128 75H126L125 77L127 78H125L124 77V81H128V83H129V80L131 79L130 78V76H128ZM188 76H189V78H190V74H188ZM208 77L209 79H213V80H215V81H217V83H213V85H210V84H212V82H210V84H206L205 83V81H203L204 79H206V77ZM216 76V77H215ZM254 76V75H253ZM256 76V75H255ZM257 76H258V73H257ZM256 76V77H257ZM264 75H262V77H263ZM5 77H3V79L1 78L0 79V83L2 84V85H0V92H2L3 91V93H5L4 92V89H7V88H11L12 90H14L13 88H15L14 86H13V88H12V86L10 87L9 86V84L11 85L12 84V82H14L15 80H13L11 83H10V81L8 82V80L7 79H5ZM53 77V78H52ZM120 77V76H119ZM120 77V78H121ZM241 79H240V78ZM17 78V77H16ZM130 78V79H129ZM189 78H187V79H189ZM225 78V77H224ZM230 78V77H229ZM236 77H234V78H232V80L231 79H229V80H226L225 79V81H228V82H225V83H227V84H229L228 85V89H226L225 88V92H227V90H228V94H229V96H226V98H225V100H226V102H229V103H227V104H230L231 105V107H229V105H227L226 103H225V105H227L228 106V108H227V106H225L226 107V109H228L227 110V115H229V113H228V111H230L231 113H233V115H234V117L236 116V114H237V117L239 116L240 117V115H242L241 117L242 118H240V124H238L237 123V126L238 127H236V128H234V130H233V135H239V137L237 138V139H239L238 140V143L240 142L241 143V145L243 144V146H240V147H242L243 149H241V150H243L244 152V154H246L247 155V153H249V156H251L252 157V160L254 161V159H255V155H258L259 157H263L262 159H264V77L261 79V74H260V79H261V81H260V86L259 87H261L260 88V90H258V89H255V82L254 81H252L251 83H253L254 82V85L255 86H253V87H251L252 89H255L256 91L258 90V92L256 93V91L255 90H248V91H246V92H249V91H252V92H255L256 94H257V96L255 97V96H253V95H251V97L253 96V97H255V98H257V99H254V101H257L255 104H248L249 103V101L251 102L253 99L252 98H250L249 99V101H247V99L250 97V95L249 96H247V95H244L243 97L242 96H240V98H241V103L240 104H242V106L240 107L239 105H238V103H239V101L237 100V97H236V92L238 91V90H242L243 91V87H245V86H242V84H240V85H238V86H234L235 84V81H233V79H235ZM22 79V80H21ZM32 79H34V75H33V77H32ZM46 79V80H45ZM117 79V80H116ZM186 79V78H185ZM184 79V80H185ZM223 79V80H222ZM25 80V79H24ZM110 80V81H109ZM115 80H116V83H119V85H117V84H115V83H113V82H115ZM121 80L122 79H119V81L121 82ZM248 80V79H247ZM249 80H251V79H249ZM252 80H254V78H252ZM18 81V80H17ZM19 81L17 82V83H19ZM26 81V80H25ZM37 81H39V80H37ZM36 81V82H37ZM123 80H122V82H124ZM214 81V82H215ZM258 81V80H257ZM24 82V81H23ZM42 82H41V84H42ZM132 82V81H131ZM185 82V81H184ZM206 82H208V80L206 81ZM17 83H14L15 85L17 84ZM39 83V82H38ZM189 83V82H188ZM190 83H193V82H191L190 81ZM190 83H189V85H190ZM224 83V84H225ZM245 83V82H244ZM247 83V82H246ZM250 83V84H251ZM124 84H126L127 85V82L126 83H124ZM133 84V85H134ZM194 84H197V83H194ZM227 84H226V86H227ZM248 84V83H247ZM257 84V83H256ZM13 85V84H12ZM44 85V86H45ZM117 87H116V86ZM130 85H132V84H130ZM191 85H193V84H191ZM249 85V84H248ZM253 85V84H252ZM17 86V85H16ZM40 86V85H39ZM47 86V85H46ZM122 87H124V85L122 84L121 85ZM240 86V88H238L237 89V87H239ZM18 87V86H17ZM26 87V86H25ZM58 87V86H57ZM113 87H115V88H113ZM128 87V86H127ZM126 86L124 87V88H122L123 90L125 89V88H127ZM193 87H194V85H193ZM193 87H189V88H193ZM197 87H198V85H197ZM248 87V86H247ZM249 87V88H250ZM54 88L51 90H49L50 92H52L53 90H54ZM195 88V87H194ZM194 88H193V90H194ZM224 88V87H223ZM258 88V87H257ZM20 89V93H22L24 90H23V88H19ZM22 89V90H21ZM25 89V88H24ZM45 89V90H46ZM113 89V90H112ZM119 89H121V87L119 88ZM121 89V90H122ZM128 89V88H127ZM247 89V88H246ZM16 90V92H17V88L15 89ZM28 90V89H27ZM115 90V91H116ZM192 90V89H191ZM190 90V91H191ZM263 90V91H262ZM22 91V92H21ZM54 91H57V90H54ZM245 91V90H244ZM243 91V92H244ZM263 92L262 94H261V92ZM8 92H10V91H8ZM7 92V93H8ZM14 93H15V91H13ZM13 92H11L12 94H13ZM25 93H27L26 92V90L24 91ZM118 92H120V91H118ZM241 92V91H240ZM239 91H238V93H240ZM3 93L1 94L0 93V97L2 96L3 97V100L4 101H6L7 100V98H6V100L4 99L5 98V96H7L8 97V95H3ZM52 93H54L55 94V92H52ZM59 93V94H60ZM124 92H122V94H123ZM133 95H132V94ZM249 93H251V92H249ZM9 94V93H8ZM19 94V93H18ZM113 94H114V92H113ZM210 94V96H212ZM242 93H240L239 95H241ZM247 94V93H246ZM251 94H253V93H251ZM255 94V95H256ZM261 94V95H260ZM16 95V94H15ZM21 95V94H20ZM19 95V96H20ZM25 95V94H24ZM52 96H55V95H53V94H51ZM71 95V96H70ZM124 95V94H123ZM134 95H136V97H134ZM191 95V94H190ZM203 95H204V97H203ZM238 95V94H237ZM243 95V94H242ZM10 94H9V99H10ZM26 96H28V94H26ZM57 96V95H56ZM118 97H119V94L117 95ZM201 96H202V99H201ZM234 96V97H233ZM246 96L248 97V98H246ZM1 97V98H2ZM58 97V96H57ZM59 97H60V95H59ZM122 97V96H121ZM126 97V96H125ZM129 97V98H130ZM13 98V97H12ZM12 98H11V100H9L8 99V101H10L9 103L11 104V101H12ZM17 98H18V96H17ZM22 98V95H21V97H20V99ZM24 98V97H23ZM61 98V97H60ZM76 98H74L73 100H75ZM115 98V99H114ZM190 98H192V97H190ZM207 98H208V95H207ZM235 100H234V99ZM242 98H243V100H242ZM246 98V99H245ZM16 99V98H15ZM19 99V98H18ZM71 99V100H72ZM209 99V98H208ZM207 99V100H208ZM213 97H212V101H213ZM238 99H239V96H238ZM1 100V99H0ZM17 100V99H16ZM24 100V99H23ZM23 100H21L22 102H23ZM66 100V99H65ZM121 100V99H120ZM200 100H202V101H200ZM224 100V101H225ZM246 100V102H244ZM2 101V100H1ZM7 101V102H8ZM14 101V100H13ZM12 101V102H13ZM19 101V104L17 103V105H19L20 106V108H22L21 107V105H20V103H22V102H20V100H18ZM26 101V100H25ZM76 100H75V102H77ZM122 101H125V100H123V98H122V100H121V103H123ZM218 101V100H217ZM235 101H238V102H236L235 103ZM28 102V101H27ZM68 102L69 101H67V104L66 105H68L69 106V104H68ZM70 102H72V103H74V106L73 107H76L78 104V102L76 103L77 105H75V102L74 101H70ZM117 102H115L114 104H116ZM194 102H193V104H194ZM215 102H216V100H215ZM215 102H213L214 104H215ZM243 102H244V104H243ZM70 104L71 105V107H72V105L73 104ZM124 103H123V105H124ZM212 103V102H211ZM211 103L209 102V104H208V107H209V105L210 106H212L213 105V103H212V105H211ZM4 104V103H3ZM2 104V105H3ZM13 104V103H12ZM11 104V106H13ZM22 104H24V103H22ZM28 104V103H27ZM110 104V105H109ZM118 104V106H119V104L120 103H117ZM1 104H0V106H2ZM6 105H8V108L9 107H11L8 103L6 104ZM15 106H17L16 105V102H15V104H14ZM29 105V104H28ZM64 105V104H63ZM62 105V106H63ZM122 105V106H123ZM192 105V104H191ZM14 106V107H15ZM23 106V105H22ZM67 106V107H68ZM79 106L78 107H76V108H79ZM121 106V107H122ZM194 106V105H193ZM202 106H204V105H202ZM201 106V107H202ZM216 106H217V108H216V110L218 109V107L219 108H221L222 106H221V101L220 102H218L217 104H216ZM24 107H26V109L27 110H29V108H27V106H25L24 105ZM29 107H31V106H29ZM59 107V106H58ZM64 107V106H63ZM112 107H116V106H112ZM120 106H119V108H121ZM124 107V106H123ZM129 107V106H128ZM197 107H198V104H197ZM207 107V104H206V108H208ZM213 108H214V106H212ZM211 107V110L213 111V108ZM224 107V108H225ZM12 108V107H11ZM16 108V107H15ZM19 108V109H20ZM32 108V107H31ZM75 108V109H76ZM81 108H79V111H80V109ZM85 108V109H84ZM125 108V107H124ZM123 108V109H124ZM199 108H200V106H199ZM23 109V108H22ZM26 109H24L25 111H26ZM72 109H74V108H72ZM73 110V111H77L76 113H75V115H77V114H79V113H81V112H78V109L77 110ZM110 109V108H109ZM122 109V108H121ZM126 109H128V108H126ZM222 109V108H221ZM225 109V110H226ZM110 110H112V109H110ZM129 110V109H128ZM131 110V109H130ZM225 110H224V113H222L221 111H220V113H222L223 115H225ZM1 111H2V109H1ZM0 111V112H1ZM10 111H11V109H10ZM19 110H17L16 112H18ZM24 111V112H25ZM32 111V110H31ZM35 111V110H34ZM113 111H114V109H113ZM134 111V112H135ZM223 111V110H222ZM111 112V111H110ZM217 112V111H216ZM240 112H241V114H240ZM20 113V112H19ZM88 113L90 114V113H92V114H94V116L95 117H93V115H91L90 114V116H88ZM106 113V112H105ZM218 113V112H217ZM216 113V114H217ZM238 113H239V115H238ZM110 114V113H109ZM215 114V113H214ZM81 115H84V114H81ZM99 115H101V114H99ZM220 115V114H219ZM226 115V116H227ZM232 114H231V116L230 117H232L233 116ZM101 116H103V114L101 115ZM111 116V115H110ZM217 116H218V114H217ZM3 117V116H2ZM84 117V116H83ZM86 117V118H87ZM104 117H107V116H104ZM149 117V118H148ZM223 117V116H222ZM238 117V118H239ZM88 118H87V120H88ZM96 118H98V117H96ZM99 118H100V116H99ZM138 118V119H139ZM224 118H225V116H224ZM236 118V117H235ZM2 119V118H1ZM102 119H103V117H102ZM106 119V118H105ZM227 119V118H226ZM230 119V118H229ZM232 119V118H231ZM4 120V119H3ZM87 120H86V122H87ZM101 120V119H100ZM216 120V119H215ZM218 120H219V118H218ZM217 120V121H218ZM228 120V119H227ZM233 120V119H232ZM1 121V120H0ZM5 121V120H4ZM99 122V119H97V120H95V122H96V124L94 123V122H91L90 120H89V122L90 123H92V125H93V123L95 124V125H97L98 124V122ZM103 121V120H102ZM230 121V120H229ZM214 122V121H213ZM216 122V121H215ZM220 122V121H219ZM218 122V123H219ZM223 121L221 120V123H222ZM226 122V121H225ZM234 122V121H233ZM2 123V122H1ZM0 123V124H1ZM235 123V122H234ZM234 123H233V125H234ZM83 124V123H82ZM84 124H85V122H84ZM84 124H83V129H85L86 127H87V123H86V127L84 126ZM215 124V123H214ZM226 124H228V122L226 123ZM4 125V124H3ZM6 125V124H5ZM5 125H4V127H5ZM94 125V126H95ZM98 125H102V124H98ZM97 125V126H98ZM222 125V124H221ZM220 125V126H221ZM2 125H0V176H1V179L3 180H1L3 183H4V190H5V192H6V194H8L7 196L9 197V196H15L14 197V200H18V201H20V202H22V203H20V202H17V200L15 201L16 202V204H18L17 205V207H16V209H19L20 210V212H21V204H22V206H24V205H26V206H24L23 208H22V214L21 213H18L19 214V216H23V219H22V221L20 220L19 222H20V224L23 222V220H24V223H25V221H27V222H31V223H33L35 220V224H37V226L38 227H40V230H41V232H43L42 233V236L43 235H45V237L47 238V239H49V238H51V239H49V240H53V239H55V241L57 240L58 242V246H61L60 247V249H59V255L61 254L62 255V257H63V262L61 263V264H93V261H94V263L95 264H135V262H134V260H132V258H134V256H136V254L138 253V254H140V252L141 253H144V254H142L144 257H142V255H141V257L142 258H145V256L146 255H149V253H151V250H153V249H151V248H154V244L152 245V247L150 246L149 247V245H150V242L149 241H147L149 238V236H150V234L148 235V233H151V234H153L154 233V237H153V241H152V243H154V238H156L155 236V234L156 233H158V234H160L159 232H153V230H156V231H159V229H161V228H163L164 226H165V220H162V218H160V220H159V222H161L160 224H159V222H157L158 221V219L159 218H156V220H154V218L153 217H151V221H149V223H151L150 224V226L148 225V227L147 228H150L151 229V225H153V227H152V230H150V229H147L146 228V226H145V229L146 230H150V231H146V232H148L147 234L145 233V231H144V235L146 234V235H148V236H144V237H147L146 239L144 238V237H142L141 238V235H139V234H137V236L135 235V233H134V235H135V240H139V241H136L137 243L136 244H134L133 243V245H131V246H133L132 247V249H130L131 248V246H130V244H129V246L128 247H125V245L126 244H124L125 242V240H123V241H121L122 239H120V241H119V243H122V244H124V248H129L130 250H131V252L129 251V250H126L128 253H130V254H125V253H127L126 251L125 252H123L125 255H123V254H120L119 252H117V253H115V249H113L112 251H111V248L109 247V245H108V247H109V249H110V251H108L106 254H104L103 252H106V251H104L103 249L101 250L102 252H101V256L99 255L98 257H97V259H95V257H96V255H95V257H93L92 255H90V259H89V257H88V255L86 254V256H85V253L81 256V254L78 256V254H79V252H77L78 250L77 249H73L72 248V246L71 247H69V243L67 244V241H66V239L64 240L63 238H64V236H62L63 235V230L61 229L62 227H60V225L61 224H59V221L57 222V220H54L53 218H55L56 219V217H54L53 216V218H52V214H53V212L48 208V206H44V205H42L41 206V204L39 203L40 201L36 198L35 199V197H32V196H30V194L23 188V184L20 182L21 181V177L19 178L20 179V181H19V179L17 178L18 177V175L16 176V171L14 172V166L11 168V167H9V166H12L13 165V163H12V165H10V163H8V162H6V161H8L7 159H6V156H7V154H6V149H7V140H5L4 138H6V136H4L3 134H6L7 135V133L9 132V130H8V128H7V133L5 132L4 133V130L6 131V129H3L2 127H1ZM197 126V125H196ZM93 127V126H92ZM99 127V126H98ZM102 127V126H101ZM201 126H199V128H200ZM217 127H219V125L217 126ZM215 128V127H214ZM221 128V127H220ZM222 128H223V130L224 131H226L225 129H227L228 128V125H227V128H225L224 129V127L222 126ZM91 129H94V128H91ZM97 129V128H96ZM99 129H100V127H99ZM218 129V128H217ZM244 129H245V131L248 129V131H249V135L247 134V132L244 134L243 133V131H244ZM87 130V129H86ZM86 130H84V131H86ZM104 130V129H103ZM222 130V131H223ZM243 130V131H242ZM81 131H83L82 129H81ZM83 131V132H84ZM99 131H101V130H99ZM191 131V130H190ZM46 132V131H45ZM87 132H89V130H87ZM104 132V131H103ZM187 133L189 132V131H186ZM194 133H190V134H196L195 133V131H193ZM214 132H216V134L218 133L217 132V130L216 131H214ZM219 132H220V130H219ZM90 133H93V132H91L90 131ZM94 133H97V132H94ZM224 133V132H223ZM226 133V132H225ZM232 133V132H231ZM46 134V133H45ZM181 134V133H180ZM190 134L188 135L187 134V137L189 138V141H190V139L192 138L191 136H193V135H191L190 136ZM220 135L218 136V139H219V137H222L221 136V133H219ZM243 134H244V136H243ZM8 136H9V133H8ZM7 136V137H8ZM47 136V135H46ZM46 136H45V140H47V139H49L48 141H50V138H48V136H47V139H46ZM214 136V135H213ZM216 136V135H215ZM224 136V135H223ZM235 136V137H236ZM240 136H243V137H240ZM247 136V137H246ZM233 137V136H232ZM249 137V138H248ZM185 138V137H184ZM188 138H186V139H188ZM216 138H217V136H216ZM225 138H227V139H229L228 137H226V135H225V137L223 138V139H225ZM231 138V137H230ZM240 138H241V140H240ZM5 140V142H4V140ZM7 139V138H6ZM9 139V138H8ZM233 139H235V138H233ZM10 140V139H9ZM40 140V139H39ZM45 140H43V141H45ZM236 140V139H235ZM188 141V140H187ZM221 141H222V138H221ZM225 142H227V144L229 143L228 141H226V139L224 140ZM230 141V140H229ZM234 141V140H233ZM45 142H47V141H45ZM235 142V141H234ZM236 142H237V140H236ZM240 143H239V145H240ZM43 144H45V143H43ZM6 147H4V146ZM229 145H230V147L232 146L230 143H229ZM235 145V143L233 144V146ZM50 146V145H49ZM237 146L238 145H236V149H237ZM51 147H53V146H51ZM70 148L72 147V146H69ZM239 147V146H238ZM240 147L238 148L239 150H240ZM48 148V147H47ZM56 148V147H55ZM55 148H52V149H55ZM70 148H68L69 149V151L68 152H71V154H73V152H74V150H73V152L71 151V149ZM50 148H48V150H49ZM67 149V148H66ZM67 149V150H68ZM90 149H91V147H90ZM233 149V148H232ZM231 149V150H232ZM236 149H234L235 150V152H236ZM237 149V150H238ZM10 149H8V151H9ZM46 150V149H45ZM51 150V149H50ZM93 150V149H92ZM234 150H232V152H234ZM238 150V151H239ZM240 150V151H241ZM258 150V151H257ZM47 151V150H46ZM53 151H55L54 153H53ZM53 151H51L52 152V154H55L56 152H58V150L56 151V149L55 150H53ZM51 152H50V154H51ZM242 152V151H241ZM252 153V155H251V153ZM48 153V152H47ZM230 153V152H229ZM237 153V152H236ZM243 153H241V155H243ZM49 154V155H50ZM67 154V153H66ZM70 153H68V155H69ZM234 154V153H233ZM232 154V155H233ZM239 154H240V152H239ZM255 154V155H254ZM187 155V154H186ZM237 155V154H236ZM245 155V156H246ZM44 156H46V154L44 155ZM102 156H103V154H102ZM185 156V155H184ZM235 156V155H234ZM55 157V156H54ZM112 157H114V156H112ZM186 157H188V156H186ZM238 157V156H237ZM242 157V156H241ZM247 157V156H246ZM244 158V159H246V160H248L247 158ZM96 158H99V156L97 157L96 156ZM105 158V157H104ZM116 158V157H115ZM248 158H250V157H248ZM254 158V159H253ZM260 158V159H261ZM92 159V158H91ZM94 159V158H93ZM92 159V164H94L93 163V160ZM100 159H102V158H100ZM99 159V160H100ZM109 159H111V158H109ZM183 159H185V158H183ZM6 160V161H5ZM47 160V159H46ZM97 161H94L95 163L97 162V165H98V159H96ZM114 160V159H113ZM251 160V159H250ZM11 161V160H10ZM61 161H63L64 162V159L63 160H61ZM104 161H106V160H104ZM103 161V162H104ZM108 161V160H107ZM188 161V160H187ZM249 161V160H248ZM253 161H250V163H253ZM102 162V163H103ZM115 162V161H114ZM182 162H183V160H182ZM186 162V161H185ZM264 162V161H263ZM55 163V162H54ZM59 163V162H58ZM100 164H101V161L99 162ZM246 163V162H245ZM249 163V162H248ZM51 164V163H50ZM57 164V163H56ZM56 164H55V167H56ZM104 164V163H103ZM113 164H115V163H113ZM185 164V163H184ZM189 164V163H188ZM46 165H48V163L46 164ZM62 165H64L63 163H62ZM66 165V164H65ZM95 165L96 164H94V166L93 167H95ZM163 165V164H162ZM249 165V164H248ZM251 165H255V163H253V164H251ZM261 165H262V162H261ZM17 166V165H16ZM20 166V165H19ZM42 166V165H41ZM160 166V165H159ZM158 166V167H159ZM186 165H184V167H185ZM188 166H191L190 164L189 165H187L186 166V168H184V169H187L188 170ZM264 166V165H263ZM37 167H39V166H37ZM52 167V166H51ZM60 167V166H59ZM59 167H57V168H59ZM99 167V166H98ZM101 168V170L102 171H104V169H102V166H100ZM111 167V166H110ZM165 167H166V165H165ZM254 167V166H253ZM262 167V166H261ZM16 168V167H15ZM35 168H36V166H35ZM43 168V167H42ZM162 168H163V166H162ZM191 167H189V169H190ZM251 168V167H250ZM17 169H19V168H17ZM38 169V168H37ZM41 169V168H40ZM47 169V168H46ZM49 169H50V167H49ZM60 169H62L61 167H60ZM158 169V168H157ZM262 169V168H261ZM51 170V169H50ZM53 170V172H54V168L52 169ZM56 170V169H55ZM101 170L99 171V168H98V178L101 180V179H103V180H110V178L112 177V175H114V172H113V174L112 173H110V170H112L111 168L109 169V171H107V170H105V173L104 172H102L101 174L99 173V172H101ZM169 170V169H168ZM42 171V170H41ZM44 171V170H43ZM57 171V173H58V170H56ZM117 171V170H116ZM157 171V170H156ZM256 171V170H255ZM62 172V171H61ZM64 172V171H63ZM96 172H97V170L95 171V176H96ZM112 172V171H111ZM15 173V174H14ZM19 174V173H18ZM42 174V173H41ZM99 174H100V177H99ZM141 174V173H140ZM146 174V173H145ZM144 174V177L146 176ZM153 174H155V173H153ZM167 174H169L168 172H167ZM48 175H49V173L47 172L46 173V177H48ZM57 175H59V174H57ZM135 175H138V173L137 174H135ZM149 175V174H148ZM148 175H147V177H148ZM16 176V177H15ZM50 176V175H49ZM116 175H114V177H115ZM118 176V175H117ZM116 176V177H117ZM140 176V175H139ZM168 176H170V175H168ZM57 177V176H56ZM97 177V176H96ZM121 176L119 175V178H120ZM136 177V176H135ZM149 177H150V175H149ZM156 177H157V174H156ZM164 177V176H163ZM49 178V177H48ZM54 178V177H53ZM167 178V177H166ZM112 179V178H111ZM125 179V178H124ZM149 179V178H148ZM163 179V178H162ZM102 180V181H103ZM145 178H143V176H142V178H140L139 177V179H137V182H140V184H144V186H146L147 187V185H148V183H147V185H145V183L148 181H146L145 182ZM154 180H155V176H154ZM157 180H159V179H157ZM124 180H123V178H122V181L121 182H123ZM151 181V180H150ZM150 181H149V183H150ZM156 181V180H155ZM246 181V180H245ZM160 182V181H159ZM162 182V181H161ZM171 182H172V180H171ZM126 183H127V180L125 179V184L123 183V184H121L123 187H125L126 188V186H128V184L126 185ZM156 183V182H155ZM1 185V184H0ZM149 186V185H148ZM151 186H152V183H151ZM164 186V185H163ZM27 187V186H26ZM137 187H138V191H139V188L141 189V187L140 186H138V183H137ZM159 187V186H158ZM23 188V190H21ZM142 188H143V186H142ZM161 188H162V186H161ZM168 189H170V188H168ZM30 190V189H29ZM142 190V189H141ZM141 190H140V193L139 194H142L141 193ZM146 190V189H145ZM151 191H152V189H150ZM162 191H164V193L165 192H167L166 190H165V188L164 189H161ZM160 190V191H161ZM23 191V192H22ZM121 191H123V192H125L126 193V190L124 191V190H122L121 189ZM137 191V192H138ZM148 191H149V187H148ZM170 191V190H169ZM26 192H27V194H26ZM116 192V191H115ZM128 192V191H127ZM145 192H147V191H145ZM150 192V191H149ZM12 193V194H11ZM119 193H120V190H119ZM119 193H118V190H117V197H118V195H119ZM124 193V194H125ZM168 193V192H167ZM10 194V195H9ZM123 193H122V195H121V197L124 195ZM143 194H145V193H143ZM170 194V193H169ZM169 194L167 195V197L169 196ZM35 195V194H34ZM150 195V194H149ZM171 195V194H170ZM37 196V195H36ZM119 197H120V195H119ZM124 197V196H123ZM151 198V197H150ZM149 198V199H150ZM171 198H172V196H171ZM10 199H13V198H10ZM169 199V198H168ZM176 199V198H175ZM13 200V201H14ZM39 202H38V201ZM172 200V199H171ZM12 201V200H11ZM13 201H12V203H13ZM149 201V200H148ZM150 201H152V203L153 202H155V201H153V200H150ZM169 201H170V199H169ZM177 201V200H176ZM14 202V203H15ZM24 202V203H23ZM157 202V203H156ZM155 203L157 204L156 205V207H155V204L153 205V207H155V208H157V212L159 211V209H158V205H159V202L158 201H156ZM7 203H8V201H7ZM13 203V204H14ZM172 203H173V201H172ZM172 203H170V204H172ZM9 204H10V202H9ZM9 204H7V205H9ZM13 204H12V206H13ZM16 204H14L15 206H16ZM87 205L89 204V206L90 205H92V203H86ZM143 205H144V209L147 211L148 210V208L150 209V207L152 206V204H150V207L148 206V208H147V205H146V203L144 204L143 203ZM174 207H175V205L174 204H172ZM9 206H11V205H9ZM93 206V205H92ZM146 206V207H145ZM160 206V205H159ZM26 207H28L27 209H26ZM46 207L48 208V209H46ZM12 209L14 208V207H11ZM11 208H9L8 207V209L7 210H10ZM140 208V207H139ZM147 208V209H146ZM254 209H257V210H261V211H264V210H262V209H264V202L262 203V202H258L254 207H253ZM6 209V208H5ZM4 209V210H5ZM143 209V208H142ZM151 209H153V208H151ZM151 209H150V211H151ZM175 209H176V207H175ZM3 210V211H4ZM15 210V209H14ZM24 210V211H23ZM49 210V211H48ZM53 210V209H52ZM154 211H155V209H153ZM152 210V211H153ZM51 211V212H50ZM106 212H108V210L106 209L105 210ZM261 211H260V214H261ZM54 212H55V210H54ZM156 212V211H155ZM50 213H52V214H50ZM260 214H258V215H260ZM35 215H38V218H37V216H36V219H35V217H33L32 218V216H35ZM55 215V214H54ZM108 215V214H107ZM106 214H105V216L104 215H101V216H103L104 217V219H105V217H106V219H107V221H105L104 220V222H105V224H106V222H108V217H111V215H108L107 216ZM0 216H5V213L4 214H0ZM56 216L57 217H59L58 216V213H56ZM261 216V215H260ZM21 217H20V219H21ZM262 217V216H261ZM2 218V217H1ZM27 218H28V220H27ZM40 218L42 219V221H43V225H42V222L40 221V222H37L38 220H40ZM3 219V218H2ZM8 219V218H7ZM7 219H6V221H7ZM30 219V220H29ZM98 219H99V217H98ZM164 219V218H163ZM259 219V218H258ZM262 219H264L263 217H262ZM17 220H19V217H18V219ZM61 220H62V217H61ZM152 220H153V223H152ZM162 220V221H161ZM4 221V223H5V219L3 220ZM100 221H101V218H100ZM260 221V220H259ZM262 221V220H261ZM103 222V218H102V221L101 222H99V223H104ZM156 222V225H154V223ZM158 223V224H157ZM19 223H18V221L17 222H15V224H14V227H16L17 226V229L19 228L18 227V225H20ZM23 224V223H22ZM40 224H41V226H40ZM16 225V226H15ZM103 225V224H102ZM155 227V228H154ZM21 228V227H20ZM134 228H136V227H134ZM157 228H159L158 230H157ZM6 229H8L7 231V235L9 234V237H10V235H12V232H9V228H5V230ZM15 230V231H18V230ZM43 229V230H42ZM61 229V230H60ZM162 230V229H161ZM135 231H136V229H135ZM6 232V231H5ZM132 232V231H131ZM134 232V231H133ZM132 232V233H133ZM142 232V231H141ZM11 233V234H10ZM14 234H16V232H13ZM139 233V232H138ZM130 235H132V234H130ZM5 236H6V233H5ZM66 236H67V234H66ZM140 236V237H139ZM8 237V236H7ZM7 237H5V238H7ZM125 237V236H124ZM138 237V238H137ZM158 237V236H157ZM122 238V237H121ZM137 238V239H136ZM125 239V238H124ZM152 239V236H151V238H150V240ZM7 240H9V239H7ZM55 241H53V242H55ZM70 241V240H69ZM108 242V241H107ZM128 242V241H127ZM138 242H140V243H138ZM130 243H132V242H130ZM109 244V243H108ZM121 244V245H122ZM127 245H128V243H127ZM8 247V246H7ZM7 247H5L6 249H7ZM111 247H112V245H111ZM114 247V246H113ZM56 248H59V247H56ZM106 249H107V247H106ZM105 249V250H106ZM151 249V250H150ZM72 250H74V252H75V250H77L76 252L78 253H74ZM108 250V249H107ZM1 251V250H0ZM4 251V250H3ZM2 251V252H3ZM83 250H81L80 252H82ZM114 251V252H113ZM7 252V253H6ZM6 252H5V254H9V251H7L6 250ZM84 252H85V250H84ZM149 252V253H148ZM99 253V252H98ZM98 253H97V255H98ZM119 253V254H118ZM148 253V254H147ZM1 255H3L4 253H0ZM133 254H135L130 260L126 257L125 258V256L127 255L129 258L133 255ZM7 255H3V256H0V264H5L4 262H6L5 261V259H6V256ZM80 258V260H82L83 259V257H87V258H85V260L87 259V260H89L88 262L87 261H85L86 263H84L83 262V260H82V262L81 261H78L79 260V258H76L77 256ZM107 255V258H104L105 256ZM129 255H131V256H129ZM9 256V255H8ZM7 256V257H8ZM92 256V257H91ZM103 256V257H102ZM137 256H139V255H137ZM3 257V260H4V262L2 261V258ZM61 257V256H60ZM81 257H82V259H81ZM99 257H101L102 259H103V261H102V259L101 258H99ZM5 258V259H4ZM10 258V257H9ZM9 258H7L8 260H9ZM76 258V259H75ZM92 258H93V261H92ZM99 258V259H98ZM137 258H140V257H137ZM146 258H147V256H146ZM62 259V258H61ZM64 259L66 260V262L64 263ZM76 260V262L75 261H72V260ZM78 259V260H77ZM134 259H136V258H134ZM141 259V258H140ZM97 260V261H96ZM132 260V261H131ZM12 261V262H11ZM78 261V262H77ZM92 261V262H91ZM11 262V264L14 262V260H9V263ZM73 262V263H72ZM75 262V263H74ZM91 262V263H90ZM7 263V262H6ZM8 263V264H9Z\"/></svg>",
    "mask_w": 264,
    "mask_h": 264
},
{
    "label": "clouds",
    "instance_id": "clouds-1",
    "mask_svg": "<svg viewBox=\"0 0 264 264\" xmlns=\"http://www.w3.org/2000/svg\"><path fill=\"white\" fill-rule=\"evenodd\" d=\"M64 9L85 10L88 15L94 14V10L87 3V0H64L61 10ZM88 23L91 25V20ZM164 87V81L151 79L139 81L136 85L138 91L151 97L159 96ZM258 202H264V173H257L255 176L249 177L239 186L238 200L234 207L235 214L239 216L245 213ZM241 231V225L233 219L221 221L208 219L198 222L196 235L206 241L209 253V259L206 260L205 264H218V258L235 243L240 237Z\"/></svg>",
    "mask_w": 264,
    "mask_h": 264
}]
</instances>
